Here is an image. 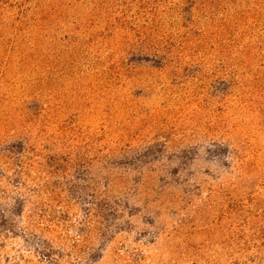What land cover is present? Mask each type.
I'll use <instances>...</instances> for the list:
<instances>
[{
    "label": "rangeland",
    "instance_id": "374dc122",
    "mask_svg": "<svg viewBox=\"0 0 264 264\" xmlns=\"http://www.w3.org/2000/svg\"><path fill=\"white\" fill-rule=\"evenodd\" d=\"M0 264H264V0H0Z\"/></svg>",
    "mask_w": 264,
    "mask_h": 264
}]
</instances>
